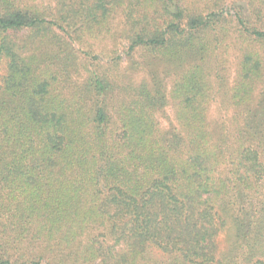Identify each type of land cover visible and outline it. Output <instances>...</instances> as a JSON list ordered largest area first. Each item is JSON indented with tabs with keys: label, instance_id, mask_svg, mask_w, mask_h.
<instances>
[{
	"label": "trees",
	"instance_id": "obj_1",
	"mask_svg": "<svg viewBox=\"0 0 264 264\" xmlns=\"http://www.w3.org/2000/svg\"><path fill=\"white\" fill-rule=\"evenodd\" d=\"M2 61L0 264H264V0H0Z\"/></svg>",
	"mask_w": 264,
	"mask_h": 264
},
{
	"label": "rangeland",
	"instance_id": "obj_2",
	"mask_svg": "<svg viewBox=\"0 0 264 264\" xmlns=\"http://www.w3.org/2000/svg\"><path fill=\"white\" fill-rule=\"evenodd\" d=\"M224 11H227V13H232L231 6L230 5L226 6L223 9V12ZM96 43L100 44L101 46H97L94 44L93 48H92V52H90V53H89L88 48L85 50L87 52V54L89 55L90 60L100 61L101 63L108 62L110 59L107 58L109 55L107 52L108 51L107 46H109L110 44H108V42H105V45H107V46L102 47V44L100 43V41H96ZM120 47H121V49L118 51H119V55L123 59L121 67L125 68V66H126L125 51H124L123 46H120ZM234 63H235L234 60H230L229 63L227 62V64L229 66H231V69H230L231 71H233V69H234V66H235ZM4 71H5V63L2 61L0 63V79L3 76V74L5 73ZM158 116H159L158 118H159L160 124L163 126L169 125V123H171V121L173 122V113H172L171 107H166L165 111L163 113H159ZM231 239H232L231 234L229 232H227L225 229H223L222 232L216 238L218 249L220 251H226L227 248L230 246Z\"/></svg>",
	"mask_w": 264,
	"mask_h": 264
}]
</instances>
